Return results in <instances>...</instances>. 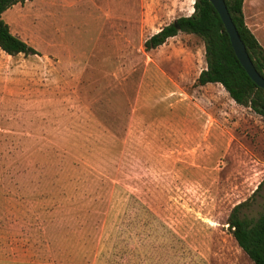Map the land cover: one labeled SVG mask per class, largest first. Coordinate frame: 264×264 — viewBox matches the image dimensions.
Segmentation results:
<instances>
[{
	"label": "rangeland",
	"instance_id": "obj_1",
	"mask_svg": "<svg viewBox=\"0 0 264 264\" xmlns=\"http://www.w3.org/2000/svg\"><path fill=\"white\" fill-rule=\"evenodd\" d=\"M194 0H26L2 13L0 264H254L226 218L264 208V117L197 85ZM264 47V0H243Z\"/></svg>",
	"mask_w": 264,
	"mask_h": 264
},
{
	"label": "trees",
	"instance_id": "obj_2",
	"mask_svg": "<svg viewBox=\"0 0 264 264\" xmlns=\"http://www.w3.org/2000/svg\"><path fill=\"white\" fill-rule=\"evenodd\" d=\"M25 1L0 0V49L11 56L38 54L33 46L11 32L1 16L12 5ZM224 1L252 63L264 77V48L244 21L243 0ZM178 31L195 34L203 41L206 66L198 74L196 84L219 83L235 103L249 107L264 117V89L250 78L236 57L228 33L212 3L209 0H194L191 14L179 16L161 27L145 39L143 47L145 50L154 49ZM263 183L264 178L253 195ZM246 203L247 200L234 205L226 223L238 246L250 260L254 264H264V208L256 218L242 217L240 211Z\"/></svg>",
	"mask_w": 264,
	"mask_h": 264
},
{
	"label": "water",
	"instance_id": "obj_3",
	"mask_svg": "<svg viewBox=\"0 0 264 264\" xmlns=\"http://www.w3.org/2000/svg\"><path fill=\"white\" fill-rule=\"evenodd\" d=\"M220 16L223 25L228 33L234 53L241 65L250 76V78L261 88L264 89V77L256 70L252 60L250 59L246 47L240 38L238 31L230 17L224 0H209ZM176 25V24H175Z\"/></svg>",
	"mask_w": 264,
	"mask_h": 264
},
{
	"label": "crops",
	"instance_id": "obj_4",
	"mask_svg": "<svg viewBox=\"0 0 264 264\" xmlns=\"http://www.w3.org/2000/svg\"><path fill=\"white\" fill-rule=\"evenodd\" d=\"M16 4H17V3H16ZM16 4H14V5H16ZM14 5H12V6H14ZM12 6H11V7H12ZM11 7H9V8H11ZM9 8H8V9H9ZM8 9H6V10H8ZM6 10H5V11H6ZM5 22H6V21H5ZM6 23H7V22H6ZM7 24H8V23H7ZM8 25H9V24H8ZM246 25H247V24H246ZM248 28H249V27H248ZM249 29H250V28H249ZM11 32H12V31H11ZM251 32H252V31H251ZM12 33H13V32H12ZM252 33H253V32H252ZM13 34H14V33H13ZM253 34H254V36H255V37H256V39H257V38H258V36H256V34H255V33H253ZM261 37H262V38H263V40H264V34H263ZM257 40H258V39H257ZM258 42H259V41H258ZM259 43H260V42H259ZM262 47H263V46H262ZM263 48H264V47H263ZM3 52H4V51H3ZM4 53H5V52H4ZM5 54H6V53H5ZM6 55H8V54H6ZM8 56H11V55H8Z\"/></svg>",
	"mask_w": 264,
	"mask_h": 264
}]
</instances>
